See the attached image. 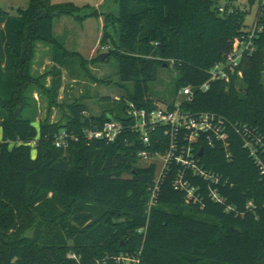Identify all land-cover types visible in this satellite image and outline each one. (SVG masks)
Wrapping results in <instances>:
<instances>
[{
	"label": "trees",
	"instance_id": "16d2710c",
	"mask_svg": "<svg viewBox=\"0 0 264 264\" xmlns=\"http://www.w3.org/2000/svg\"><path fill=\"white\" fill-rule=\"evenodd\" d=\"M225 1L221 11L218 0H117L118 14L102 15L119 26L117 41L105 27L101 46L118 59L121 81L133 83L128 102L152 110L149 85L160 67L173 63L179 88L193 90L182 107L221 119L217 130L193 142L185 129L173 135L176 155L191 146L198 165L218 183L172 161L150 210L157 165L140 167L138 153L165 155L171 127L157 125L151 144H143L122 101L121 117H87L86 105L78 102L69 106L66 123L41 122L38 129L29 94L40 87L32 74L37 44L51 51L54 101L70 58L88 62L53 34V19L73 16L75 9L30 0L16 17L0 12V264H117L115 257L140 250L141 264H264V169L258 162H264V6L258 2L253 50L237 68L246 86L241 95L235 78L227 83L210 73L232 53L236 38L246 39L253 29H245L249 13H230L233 1ZM109 117L125 126L114 143L84 136V129L100 128ZM63 131L74 136L66 148L55 145ZM180 176L195 189L193 198L176 187ZM211 190L221 201L212 199Z\"/></svg>",
	"mask_w": 264,
	"mask_h": 264
},
{
	"label": "rangeland",
	"instance_id": "374dc122",
	"mask_svg": "<svg viewBox=\"0 0 264 264\" xmlns=\"http://www.w3.org/2000/svg\"><path fill=\"white\" fill-rule=\"evenodd\" d=\"M259 1L264 6V0H255L254 5H251L250 0H238L229 4L230 13L236 12L237 9L249 13L245 20L247 31H251L257 22ZM52 2L56 5L74 7L73 16L62 14L53 19V34L68 52L76 53L88 62L82 65L80 58H70L73 64L62 68V86L57 100L54 101L51 95L53 79L51 51L47 45L37 44L32 74L36 78L40 77V87L34 86L29 92L35 100V103H32L34 110L31 108L35 118L34 125L40 129L41 122L66 123L70 113L69 106L78 102L86 105L87 117L101 116L105 113H113L116 117L123 116L122 101L128 102L129 94L133 91V83L121 81L120 63L114 55L105 61L100 58V55L107 53L108 50L107 47L101 46L105 27L109 26V34L115 41L118 40L119 26L107 23L102 16L110 17L118 14L117 0H52ZM225 2L218 0L220 10L225 6ZM29 3L30 0H0V12L5 11L10 16L16 17L19 15V10H25ZM242 41L243 38H236L234 49L238 48ZM234 78L237 91L243 95L246 86L242 82V74L234 70L230 73V82ZM178 80L179 72L173 63L169 67H160L157 80L149 85L150 98L162 107L174 102H183L184 98L180 95L183 87L179 88ZM2 140L3 129L0 127V141ZM35 153L34 151V156ZM156 154L147 161L140 160L139 166L147 167L155 163L159 174L163 169V158L161 154ZM198 217L206 219L201 215Z\"/></svg>",
	"mask_w": 264,
	"mask_h": 264
},
{
	"label": "built area",
	"instance_id": "2783aa9c",
	"mask_svg": "<svg viewBox=\"0 0 264 264\" xmlns=\"http://www.w3.org/2000/svg\"><path fill=\"white\" fill-rule=\"evenodd\" d=\"M224 9L222 8L221 11ZM257 26L254 25L251 34L243 41L238 48L232 51L225 60V62L215 65L210 71L212 75V80H224L227 83H230V73L234 70H237L242 55L247 52L253 50V36ZM107 49H109L107 47ZM238 71V70H237ZM242 74L240 71H238ZM203 90L208 89V85H204L202 87ZM180 95L184 98L183 102H191L193 98V90L190 86H185L180 90ZM183 102H174L171 105H165L164 107L158 105V108L152 110H147L145 108H138L133 102L128 103V108L126 111V117L129 118L132 122V131L139 135L141 141L145 145L151 144V132L155 129L157 125H166L170 126L172 129V137L170 148L165 155H160L163 158V169L159 174H157L155 179V185L151 189V196L149 202V209L157 203V196L159 192V184L161 181V177L164 173V170L169 166L172 161H175L177 164H181L190 170H192L194 175L204 178L205 180H209L211 183L217 184L218 178L215 176L208 175L204 172V170L198 165L196 155L193 152L191 146L188 147L182 154L176 155V144H175V136L174 131L178 129H185L189 131V135L187 137L189 142L195 141L201 134L207 133L211 130L215 129L216 121H220L221 119L215 116L214 114L200 112V113H192L189 110H186L182 107ZM157 105V103H155ZM124 122L111 119L106 121L102 127L98 128H86L83 130L84 136L89 140H103L107 143H114L122 134L124 130ZM223 138V136H221ZM74 139V136H71L66 131H63L56 139L55 145L57 147H68L69 139ZM249 144H247L248 146ZM157 154H152L149 151H141L138 153V158L140 160L147 161L150 158H153ZM159 155V154H158ZM252 155L256 158L257 155L254 151H252ZM258 162L262 165L264 169V162L258 158ZM175 185L177 188H187L188 196L190 198L194 197L195 189L190 188V185L187 182H184L182 176H180ZM211 197L216 201H221L218 197L216 191L211 190ZM141 232V231H140ZM141 254L142 250L134 255H120L115 257L114 260L117 264H141ZM69 258L80 262V257L76 254H69ZM107 262L104 260L96 261L95 264H106Z\"/></svg>",
	"mask_w": 264,
	"mask_h": 264
},
{
	"label": "water",
	"instance_id": "95a60500",
	"mask_svg": "<svg viewBox=\"0 0 264 264\" xmlns=\"http://www.w3.org/2000/svg\"><path fill=\"white\" fill-rule=\"evenodd\" d=\"M228 1L237 2L238 0H228ZM109 55H110L109 53H103V54L100 55V58H101L102 61H105L109 57ZM153 108L154 109L158 108V105L154 104ZM111 119L112 118L109 117V120H111ZM202 152H203V150H201V154H202Z\"/></svg>",
	"mask_w": 264,
	"mask_h": 264
}]
</instances>
